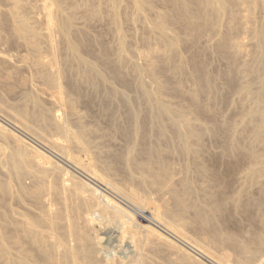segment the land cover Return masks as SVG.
<instances>
[{
	"label": "bare ground",
	"instance_id": "6f19581e",
	"mask_svg": "<svg viewBox=\"0 0 264 264\" xmlns=\"http://www.w3.org/2000/svg\"><path fill=\"white\" fill-rule=\"evenodd\" d=\"M5 1L8 5V8L5 9L3 12L0 11L1 12L0 28L2 27V25L4 26L5 22L9 24L11 31V38L14 40V42L17 41V43H19L20 46L22 45L26 50V55L24 56L22 55L23 57L21 56L22 57L21 61L23 63L21 65L24 68L27 66H29V68L33 67L30 69H32L34 75L43 82L44 84L43 89H45V93H47L46 95L49 96V100L51 99V101L49 102L53 101L57 105V107L59 108L62 107L60 109H63V117L60 114L57 115L55 110H52L55 112V114L54 112L52 113L51 109H53L54 107L49 109V107L47 108V106H43L45 104L43 103L42 100H40L39 96L38 97L32 96L35 91L34 88H33L34 91H31L32 89L29 88V90L31 89L30 91L33 92L32 95H30L26 90L27 93H25L24 96L22 94L23 97L22 100L19 101V103L14 104L12 103L11 100H10L11 103L6 101L7 99L5 100L4 98L8 97L9 95L11 97V94L14 93V91L16 90L15 87L17 85L26 88L29 83L28 77L24 75L21 76L20 74H19L20 76H18L19 78L16 81L17 83H14L15 80L13 81L12 79L13 77H15L13 76L15 72H11L10 70L9 71L7 70L6 72L3 71V73L0 74V86H2L3 88L2 90H4L1 91L2 96L0 95V115L3 116L5 119H7L13 125L14 129H18L25 133H30V134L36 133L40 135V137L43 138L44 141L47 142V145L56 149V151H58L60 154L59 156L63 159L64 163L67 166H69L71 169L75 170L77 173L81 174L82 177L88 180V183H84L85 179L81 181L83 182V185H85L88 188L89 193L88 195L85 196L82 195L81 191H79L81 187L79 188L77 187L78 190L75 191L71 189V191H73L72 193H66L70 191L67 190L68 188L67 189L65 188L67 191H64L63 190L64 188L61 189L62 187H59L60 191L63 190L62 192H59L58 189L53 185L54 183L53 181L56 182L57 180H55L56 178H54V180L52 181L51 175L47 179V180H51L50 183L46 184L47 180L45 181L44 179H46L47 175L49 174V172L47 171L46 172L48 174L45 173V170L48 166H46L44 170H43L44 166H42V169H40L41 163L40 166L37 167H40L39 169L41 171L43 170L45 175L42 174L41 172H40L41 174H39V172L38 173L35 172L37 173L36 174L37 177L35 175H31L33 176V179L36 177L35 178L36 182L34 181V184L31 186H26L22 182H20L19 181L20 176H18V174H15L16 173L15 171L14 174L18 182L16 183L17 191L16 190L15 192L13 191L14 193L12 192V187L14 186V184H13V179L11 177L13 174L11 173L10 175H8V178L4 176L6 179L0 177V206L6 204L5 203L6 196L11 192L13 194L16 193V196H14V198L17 197L18 200L23 199L22 201L26 202L25 198L27 197L30 198L31 201L33 200L36 204L41 206V208H38V205H36L37 208L39 209V212L35 214L34 213L25 214L23 211H20V213L22 212L24 213V214L22 213L21 218L10 217L9 216L10 214L8 215L5 212L2 211L0 212V222H1L0 226L2 230L0 231V264H154L151 260H149L150 257L147 258V256H145L144 253L146 252L143 253L142 252L143 249L141 250V248H143L146 245L149 249H151L153 246V243L150 241L151 239L152 241L153 239H155V241L156 239L162 241L164 237L162 236L163 238H161L160 235L154 236L153 235L155 234L154 232L148 234L147 232L150 231L149 230L147 231L145 228H143V231H145L146 234L145 237L142 236L144 235V232L142 231V235L140 233L142 238H140L141 236L139 235L138 229L136 231L135 230L136 226L134 227L133 225V223L135 222L133 218L134 216H132L131 215L132 212L130 213L126 208L132 209V207H134L135 209L136 208L138 209L140 208L138 207V202L140 199L147 197L152 200L155 194L156 196L157 194L161 196V198L159 196L160 198L159 201L156 200L157 197H155L156 198L155 200L153 198L154 202L157 203L159 202L157 204L158 206L157 213L152 214V216H147L146 217L147 219L144 218L145 215H143L142 219L144 221L147 220L151 223L152 222L157 223L158 225L163 227V229H165V231L169 235L178 238L179 239L178 241H182L184 245L186 243L187 245L193 247L195 251L197 250L198 255L207 262L205 263L200 259L190 256L189 255L190 253L187 254L186 252L176 249L178 252L176 263L178 264H264V18L263 16H262L263 20L262 19H261L262 21L259 20L260 21L259 25L252 24L253 19L255 20V15L253 14V12L256 13L257 9L259 8L264 10V0H168L170 3L168 4L171 6L170 10L168 11L165 10L160 12L157 11L156 12L157 14H155V16L152 19L146 17L147 15H144V13H146L145 10L148 7L146 6L148 0H129L132 6V10L134 11V15L133 17L131 16L132 17L131 20L135 21L139 17L140 18L142 17L144 20V24L146 22L148 27L150 28L148 30L149 31L152 30V32L156 33L155 35H157L156 37H158V41L160 42V45L163 46V51H159L162 50L161 48L157 51V46L159 43L155 47L156 49L149 46L147 49L145 48L144 52L140 51V55L144 58L150 57V55H155L156 58H158L157 60L154 61H150L148 58H146L147 61L149 60L150 62H148V64L144 62L145 64H147V66L145 65L146 67L143 68L142 70H140L139 68L141 65L140 63H142V61L139 62L141 56L140 57L138 56L139 59H135L136 57L133 58L136 60V63L132 58H130L131 52L129 50V47L127 46L128 38L126 41L125 32H123L124 34L121 33L122 28H121V32H120V28H118L119 30L117 29L118 31H116L117 44L116 46L115 44H113V46L115 47H111L112 44H110V46L109 44L105 46L99 45V47L102 46L100 47L101 49L98 50L97 49L98 47L96 46L98 52H93L91 50V46L93 45L95 39L93 40L92 39L93 37L89 38L88 37L89 35L87 36L85 34L86 32H88V31L85 32L84 30L85 28H82L84 32L80 31V29H77L75 25V23H77V21H75V19L77 18L75 16L77 9H75L74 7L69 8L70 10L66 11V9L62 5L61 0H36L32 6L28 5V8L30 6L29 15L31 16L28 17V15L24 14L23 12V9L24 11L26 9L25 3H22L20 0H5ZM104 1L106 2V6L108 5L111 11L110 14L108 12V14L112 16L113 20L111 21L116 25V23L119 20L118 24H120V22L122 21L118 19V16L120 15L119 9L121 5H123L124 0H104ZM86 2L88 3V1ZM88 6L86 8L85 5L84 7H82V9L85 8L82 13L84 14V17L86 19L88 20L93 19L92 17H95V15L102 13L101 6L94 5L90 8H88ZM241 11L244 12L241 13ZM31 13L32 14L37 13L38 16H35L34 14H33L34 16H32ZM144 16L146 18H149L150 20L146 19ZM97 17L99 18L100 16ZM119 18L121 17L119 16ZM224 20L226 21L224 22ZM256 21H254V23ZM32 22L33 23L38 22L40 26L37 25L38 23L33 24ZM223 22L226 24L225 28H223L224 27ZM179 24H183L184 26L183 34L181 36H178L181 33L173 35L174 33L170 32L171 30H173V29L170 30L171 27L170 25L176 26ZM115 25L113 24L112 26L115 27ZM119 27H121V25ZM241 27H242L241 30H243L244 34H246L245 35L246 41L245 40L241 41L240 39L238 40L236 37L238 31H241L239 30ZM145 28L147 29V27ZM209 32L210 35H213V39H214L213 49L210 47V50L212 51L215 50L214 53L216 54V57H221V59L222 57H224L225 58L224 61L228 60V62H226L228 63V68L226 65L225 67L227 68V70H224L226 71L225 80L227 82L226 83L227 90L235 89V91L239 95H242L245 98V101H247L245 102L246 103L245 109L243 108L244 107L243 106L242 107L243 110L240 111V113L235 119L230 120V122L228 121L226 122L224 120V122L222 123H219L220 121L217 123V121L215 120V118L217 117L213 116L211 112L213 109L209 110V107L207 109L205 106L199 103L200 97L202 96V94H205L204 92L207 91V89L210 90L209 87L211 85L209 81L211 80V77L210 79H208V76L205 71L207 65L206 64L204 65V62L206 59H204L200 54L202 50H200L201 48L199 49V45L201 43L198 45L200 38L202 36L204 37V35L207 33L209 34ZM6 37L7 36H3L2 32H0V41L3 40L2 42L4 43L7 41L8 42L11 41L9 40V38ZM152 37H154V35ZM156 37L155 40L157 39ZM59 39L62 40V42H64L63 53L60 52ZM97 40L99 41V39ZM96 44L97 43H95L94 45ZM183 44L185 46L187 45L190 48L189 50H191L190 51L191 56L187 58L188 55L185 56L186 55L185 54L182 57L183 59L179 58L176 59L177 60L176 61L174 60L173 55H175L174 53L178 51L179 47L183 46ZM129 45L131 47V44ZM209 46L207 47L209 48ZM203 48L202 49L205 51V47ZM82 50L91 52L92 57H87L88 54L84 55ZM133 51H132L133 54L134 53L137 54L136 49ZM212 51L210 52L212 53ZM42 53L44 54L42 55ZM214 53L212 54L214 55ZM218 54L220 56H217ZM244 55L247 56V58L244 57L243 59ZM184 56L187 59L184 58ZM156 58H152V59H156ZM124 60H126V62L128 60L129 63L131 62L130 63L131 68L133 69V71H135V72L132 71V73L138 74L137 76H139L140 78V80H138L139 78L136 77V82L138 81L136 86L138 89L135 92H137L138 90L141 92V95L143 97L142 99H144L145 101L146 109L148 111V114H150L151 121L149 123L140 122L137 115L138 110L136 111L134 108H132L134 105H131L129 101L130 99H127L129 102L126 103V108H125L126 115L125 114L124 115L125 117L127 116L129 121L131 122L133 121V125H128V126L122 125L123 127L121 128L117 127L118 128L117 130L118 133H120L130 143V145H127V148L128 147L129 148L126 149L124 154H117V153L113 154V158L111 162L107 164L101 165L99 163L100 164L99 165L97 164V162H93L90 159L88 160V158H86L88 161H86V163H83L82 160L78 159V157L74 154L73 150L78 149V151H83L85 152V154L88 153V151L92 148L90 147L91 141L90 138L88 137V133L90 132V134H92L91 132H93V130L91 131L89 130V128L87 129L86 126L84 127L81 124L80 122L81 116L79 118L75 116L76 113H74L75 110H73V108L76 105L75 104L76 102H74L77 100L75 99L76 97L73 98L75 99L74 101L72 100L70 101L72 95H69L70 98L69 100L67 99L68 97L65 98L71 89L70 88L69 91L66 89V87L69 86L66 83V79L70 77L72 80L71 76H74L76 77L74 80L77 79L76 80L77 83L75 82L76 84H81L82 85V86L80 85L81 87H83V85L86 84L88 88H91L92 90L96 91L100 84L101 86L102 84L103 85L106 84L105 85L106 87L108 86L107 83L110 80L116 81L120 77L124 76V75L122 76V72L124 70H121V66L125 63V62L123 63ZM137 60L139 63L137 62ZM5 61L6 59L3 56L2 58L0 57V63H5ZM129 63H127L128 64L127 67L130 66ZM186 64L189 65L186 67L192 68L191 70L192 75L189 74L190 73L188 71L189 69L188 70L187 68L185 69L187 70L188 75L192 77L194 82L192 86L195 84L194 85L195 88H193L192 90L190 89L191 91L187 89L180 90L179 87L180 85L176 83V85L173 86L174 85L173 84L172 87L174 89V93H177L181 97L184 96L189 103V105L187 106L181 105L180 107H175V106L173 107V105H171L169 102L163 99L164 97L162 96V93L160 96L158 94L160 92L157 89L159 90L163 89L166 92H168L166 88L168 89L169 86L167 87L168 80L166 82L165 79L163 78L164 76L162 77L159 76L160 78L163 79L157 78L158 77L157 73L158 72L162 73L161 75L167 72H171V74L172 72L178 73L180 70H182L181 69L182 66L183 65L185 66ZM15 66L18 67L17 64ZM237 66L238 68L239 67L242 68V70L248 76L247 78L248 80H246L245 83L243 82V80L238 82L237 79L238 77H236L237 79L236 81L235 77L233 76L234 75L233 71L237 70L236 69ZM127 67H125V70L127 69ZM129 71L127 72L130 73ZM238 72L240 74V70ZM184 73L185 72H183L182 74L183 77H184ZM178 75L179 73L177 74V76ZM35 76L31 75L32 78ZM144 77H146V79L149 78L150 80L148 79V81H152V83L150 84L154 85L153 88L156 89V90L153 89L154 93L158 91L156 93L159 97L155 95L156 93L154 94L151 89L147 88L148 85L146 86L147 83H145L147 80H145ZM185 77H187L186 74ZM240 77L243 78L244 76L241 75ZM174 78L176 79V77ZM31 79H30V83L32 82L34 83V81L31 82ZM123 79L125 78H121V81ZM187 79L191 81V78L188 77ZM124 81L122 83H124ZM181 81H183V79ZM71 82H73V80ZM171 83H173V81ZM66 84L67 86H65ZM214 84L212 85L215 86ZM168 85H170V83ZM80 86L78 85L76 87L74 86L72 89L75 90V93L80 94L82 96L81 93L82 89L79 88ZM130 86L132 87L135 85H130ZM130 86L129 88H131ZM213 86H211V89ZM181 87H182V83H181ZM122 90L124 92H122ZM122 90L120 92H114V93L125 97L124 96L125 90L123 88ZM171 90L169 88V91ZM182 90H185L188 93L184 91L183 94ZM213 90H214L213 92L216 91V89ZM227 90L225 89L223 91L226 92ZM3 92L9 95L6 96ZM220 92L221 91H219V93ZM171 93L173 92L171 91ZM16 94L18 93H15L13 95L16 96ZM20 94H18V96ZM36 94L38 95L39 93H35V95ZM216 94H218L217 91ZM117 95H115V97ZM127 95L128 93L126 94V96ZM222 95L223 94H221L220 96ZM161 96L163 97L162 98L163 100L161 99ZM224 96L226 97V95ZM236 97H238V95ZM81 99L82 98H80V100ZM84 99L86 100V98ZM214 100H215L214 102H216V98ZM16 101L18 102V99ZM77 101H79V99ZM169 101H171L170 98ZM173 101L176 102V100L172 99L171 102ZM210 102L211 101H209V103ZM29 103L31 105L30 107L28 105ZM214 104L212 103L211 105ZM215 105L214 108L216 107ZM231 106L233 107L232 102H231ZM230 107L228 109H230ZM192 109L194 110L193 113L194 112L196 113L193 114L191 112ZM234 110H235L234 112H236V109ZM140 111L138 112L140 113ZM234 112L232 113L234 114ZM195 114L207 115L210 118L211 125H210V121L208 124L209 126L208 125L205 126L206 125L205 121H204L205 125H202L198 120L199 115H197L196 117ZM118 126L120 127V125ZM50 129L53 130L52 131L53 133L55 131L58 134V136L63 138L62 139V141L64 140L63 143L51 138L49 140V138L41 136V135H45L42 131L46 132L47 130ZM1 131L2 129L0 128V133ZM114 133H115V128H114ZM96 136L98 137V135ZM218 136L222 137V139L224 138L226 142L222 150L220 149L221 150L220 156H225L229 158V162L226 165L225 172H222L221 169L220 171L216 167L217 161L216 164L214 165L213 164L214 159L212 158L213 162L212 161L210 162L207 156L209 152L205 144L206 137H212V139L213 138L217 139L216 137ZM134 144L135 145L137 144V147L134 146ZM211 144H213V142ZM43 145L46 146L45 144ZM211 146L213 149L214 148L213 145ZM218 147L221 148L220 146ZM101 149L102 147L100 148V150ZM100 150L97 151L102 152L103 149L101 151ZM94 151H90L91 154ZM215 151L218 152V150ZM23 152L24 151H22V148L16 147L14 149H11L9 155L7 156L9 157L10 160L9 161L11 165L10 168H14L15 170L18 168L20 170L21 169L20 167H22V165L23 167H25L26 165L27 169L30 168V167L28 168V165L30 166V164H27V162L23 158L24 157ZM98 152L96 154H98ZM105 152L107 153L109 151L105 150ZM110 153H113L112 150ZM201 156L203 157L207 156V160L202 159L203 157L201 158ZM214 158L216 159V157ZM178 159H183V164H181V166L180 163H177ZM23 160L25 162V165L23 164ZM122 160H124L125 163L124 169L127 174H125V176L123 175L124 179L121 182L128 187L129 192L127 193L121 191L117 187V184L111 180L112 178H116L115 176L112 177V174H114V170L118 168L117 164L120 163L119 161ZM241 161L246 162V167L243 169L242 174H240L241 171L238 170L240 166L239 163ZM221 164L223 165V163ZM6 165L8 166L9 164L6 163ZM53 165L52 167H54ZM50 167L51 165L49 166V168ZM219 167L222 166L219 165ZM241 168L243 167L241 166ZM30 169H32V167ZM35 169L36 167L34 168V170ZM53 169H50L52 170L50 171V174L52 175L53 173L51 172H54ZM237 170L240 172L238 175L239 176L238 178H240V180L238 179V181L241 182L239 185L237 184L239 187L236 185L238 188L234 190L233 188H231V184H232V180L234 181L233 176L235 175L234 173H236ZM59 172L60 171L58 170L57 172L58 175H60ZM134 173H136V175ZM68 178L70 177L68 176ZM74 178L69 179V180L72 179L71 180L72 183H70V181L67 180L66 178L65 180L66 183L67 181H69L66 185L67 187L69 186V183L70 184L74 183L73 182ZM64 179L65 177L61 180ZM81 181L80 183H82ZM77 182H79V180H77ZM57 184L59 183L57 182L55 186ZM60 184L63 187L65 186L62 182ZM79 186H82V184H80ZM69 187L71 188L72 186ZM232 187L235 188V186ZM73 188L76 189L75 186ZM147 188H149L153 192L154 195L152 197L150 192L147 193L148 191H150V190L147 191L146 190ZM202 191H203V196L201 199L199 196L202 195L200 194V192ZM107 194H109L110 196L115 195V197H117V201L121 202L126 208L122 207L121 206L122 204L120 205L116 203L117 201L114 202L112 200V197L110 198L109 195L107 196ZM163 194H165V196H163ZM45 196L47 197L49 202V203L45 202L48 203L46 207H44L45 203L43 200L45 199ZM162 196L164 198H162ZM20 209L21 208H19V210ZM4 210L6 211L5 208ZM95 210L99 211L98 218L93 214L95 213L93 212ZM136 211L138 212V210ZM231 211H238L241 215H243L244 218L249 222L250 225L249 229L246 228V231H243L242 230L243 226H242V229L240 230L232 218L233 215ZM237 215L239 216V214ZM13 216H15V214H13ZM217 220L218 222L220 221L222 223L223 227L220 224H218ZM114 221L118 223V224L115 223L116 227H118V230H115V233H117L115 235L117 236L119 241L121 240L124 242V239H126V235L130 236L131 241L128 242V248L130 249V251L128 252H131L130 253L131 256L128 255L129 257L126 260L114 259L113 257L110 259L106 258V260L101 261L98 257L99 255L97 252V249L99 248L103 249L101 246H99L98 248V244H100L101 238L99 236H98L99 238L97 236H93L92 233L94 234V232L92 231H95L98 225L99 228L100 227L102 228L103 224L106 225V223H110V222L114 223ZM43 228L44 230L45 229L47 230L44 231L42 230ZM190 229L195 230L196 232L199 233V235L196 234L197 237L194 238L190 237L188 235L190 234V232L187 234L188 231H186ZM98 230H97L98 231L97 234H100L99 233L100 229ZM101 232H103L102 229ZM147 235H150V237L152 236V238L151 239L149 237L147 238ZM11 246L12 248H15L19 251V255L12 256L13 251L11 252L12 254H10ZM125 249L127 250V248ZM145 249L146 248L144 247V250ZM14 252L17 253V251ZM34 258H37L39 260V263H36L33 260ZM159 261H157V263H159Z\"/></svg>",
	"mask_w": 264,
	"mask_h": 264
},
{
	"label": "rangeland",
	"instance_id": "374dc122",
	"mask_svg": "<svg viewBox=\"0 0 264 264\" xmlns=\"http://www.w3.org/2000/svg\"><path fill=\"white\" fill-rule=\"evenodd\" d=\"M22 3H25V7H26V9H25V11H24V9H23V12H24V14H26V15H28V17H31L29 14H30V6H29V8H28V5H33V3H35V1L36 0H20ZM62 1V5H63V7L66 9V11H68V10H70L69 8H75V9H77V12H76V14H75V16L77 17H75L76 19H75V21H77V23H75V25H76V27H77V29H80V31H83L84 32V30H85V32L86 31H88V32H86L85 34L89 37V38H92L93 40H94V43H93V47L91 46V50L93 51V52H98V50H100L101 48L100 47H102V46H105V45H108L109 44V46H110V44H112V46L111 47H115L116 46V44H117V38H116V31H118L119 29L118 28H120V32H121V28H122V32L121 33H123V32H125V38H126V41H127V38H128V42H127V46L129 47V50H130V52H131V57L130 58H134V57H136L135 59H139V57L141 56L140 55V51H142V52H144L145 51V48L147 49L149 46H151V47H153L154 49H156L155 47L157 46V44H158V46H157V51L161 48L162 50H159V51H163V46H161L160 45V42L158 41V37H156L157 35H155L156 33L155 32H152V30H148V29H150L149 27H148V25H147V23L145 22V24H144V20H143V18L141 17H139L138 19H136L135 21H133V20H131L132 19V17H133V15H134V11L132 10V6H131V4H130V2H129V0H124V3H126V4H124L123 3V5H121V7H120V11H119V13H120V17L121 18H119V16H118V19H120L122 22H120V24H118L119 23V20H118V22L116 23V25H115V23H113L111 20H113L112 19V16L111 15H109L110 14V9H109V7H108V5L106 6V2L104 1V0H61ZM86 1H88V3L86 2ZM28 3V4H27ZM89 5V3H90V5L88 6L87 4ZM129 3V4H128ZM169 3V1L168 0H148V3H147V5L146 6H148L147 8H146V13H144V15H147L146 17H149V18H153L154 16H155V14H157L156 12L158 11V12H160V11H165V10H170V3ZM98 5V6H101L102 7V13L101 14H98V15H95V17H92L93 19H86L85 17H84V14L82 13L83 11H84V9L88 6V8H90V7H92V6H94V5ZM70 5H71V7H70ZM74 5V6H73ZM82 5V6H81ZM84 5H85V8H83L82 9V7H84ZM125 5V6H124ZM76 6H77V8H76ZM108 7V8H107ZM8 8V5H7V3H6V1L5 0H0V11L1 12H3L5 9H7ZM27 9H29V10H27ZM81 11H80V10ZM79 11V12H78ZM122 11V12H121ZM262 11H264V10H262V9H257V12L255 13V12H253V14L255 15V20L253 19V22H252V24H257V25H259L260 24V21H262L263 20V18H264V12H262ZM0 12V13H1ZM81 12V13H80ZM104 12V13H103ZM108 12H109V14H108ZM244 12V11H243ZM242 11H241V13H243ZM79 13H80V15H79ZM133 13V14H132ZM32 14V13H31ZM35 16H38V14L36 15L35 13H33ZM32 14V16H34ZM112 14V13H111ZM122 14V15H121ZM97 16H100L99 18L97 17ZM132 16V17H131ZM262 16H263V18H262ZM145 17V16H144ZM145 17V18H146ZM85 18V19H84ZM149 18H146V19H148V20H150ZM254 18V17H253ZM262 19V20H261ZM143 20V21H142ZM257 20V21H256ZM260 20V21H259ZM32 21H33V19H32ZM85 21H86V23H85ZM90 21H92V22H90ZM134 23H133V22ZM137 21V22H136ZM226 20H224V22H225ZM254 21H256L255 23H254ZM136 22V23H135ZM223 22V28H225V26H226V24ZM33 23V22H32ZM36 24L38 23V22H35ZM35 23H33V24H35ZM122 23V24H121ZM115 25V27L114 26H112V25ZM7 25V26H6ZM37 25H39V23L37 24ZM79 25V26H78ZM118 25V26H117ZM121 25V27H119ZM144 25V26H143ZM146 25V26H145ZM40 26V25H39ZM171 26V27H170ZM169 27H170V30L171 29H173L174 30V32H173V30H171L170 32L171 33H174L173 35H175V34H179V33H181V34H179L178 36H181L182 34H183V32H184V26H183V24H179V25H176V26H172V25H170ZM3 27V28H2ZM2 27L0 28V32H2V35L3 36H7L6 38H9V40H11V41H7V42H2L3 40H1L0 41V54H1V58H2V56L6 59V61H5V63H0V68L2 69H0V74L1 73H3V71L4 72H6L7 70L9 71H11V72H15L14 73V75L13 76H15V77H13V81H14V83H17L16 81H17V79L19 78L18 76H26V77H28V79H29V83H28V86L25 88V87H21V86H16L15 87V91H14V93L13 94H15V93H18V94H20L21 92H23V93H21L19 96H18V94H16V96L15 95H13V94H11V97H10V95L9 94H5V92H3L6 96H8V97H5L4 99L6 100V101H8L9 103H11V101H12V103H14V104H16V103H19V101H21L22 100V97L25 95V93H27V91H28V93L30 94V95H32V93L33 92H31V91H34V89H35V91H34V93H33V95L32 96H39V98H40V100H42L43 101V103L45 104V105H43V106H47V108L49 107V109H51V108H53V109H51V111L52 110H55V112H56V114L58 115V114H60L62 117H63V109H60V108H62V107H57V105L52 101V102H49V101H51V99L49 100V96L48 95H46L47 93H45V89H43L44 88V84H43V82L38 78V77H36L35 75H34V73L32 72L33 70L32 69H30V68H33V67H30L29 68V66H27V67H23L21 64H23L22 63V61H21V59H22V57L24 56V55H26V50L24 49V47L22 46H20L19 45V43H17V41H15L14 42V40L11 38V31H10V26H9V24L7 23V22H5V24H4V26L2 25ZM78 27H80V28H78ZM117 27V28H116ZM145 27H147V29L145 28ZM174 27H176V28H174ZM82 28H85L84 30L82 29ZM114 28H116V29H114ZM3 29V30H2ZM114 29V30H113ZM118 29V30H117ZM242 29V27L239 29V30H241ZM111 30V31H110ZM242 32H243V34H244V31L243 30H241V31H238V34H237V39L239 40H241V41H243V40H245L246 39V34H244V36H243V34H242ZM152 33V34H151ZM154 33V34H153ZM239 33H240V35H239ZM124 34V33H123ZM93 35V36H92ZM114 35H115V38H114ZM127 35V36H126ZM154 35V37H152ZM243 37H242V36ZM9 36V37H8ZM95 36V37H94ZM124 36V35H123ZM212 36V37H211ZM155 37L157 38L156 40H155ZM203 37V36H202ZM200 38V40H199V43H198V45H199V49L200 50H202L201 51V56L204 58V59H206L205 60V62H204V65L206 64L207 66H206V69H205V71H206V74H207V76H208V79H210V77H211V80H209L210 81V87H209V89L210 90H208L207 89V91H205L204 93L205 94H202V96L200 97V99H199V103L201 104V105H203V106H205L207 109H208V107H209V110H211V109H213L211 112H212V114H213V116H215V117H219L218 119L217 118H215V120L217 121V123L219 122V123H222V122H224V120L227 122H230V120H233V119H235L237 116H238V114L240 113V111H242L243 110V108L245 109V107H246V103L245 102H247V101H245V98L242 96V95H239L236 91H235V89H232V90H230V89H228V90H230V91H228L227 90V82H226V71H224V70H227V68H228V63H226V62H228V60H226V61H224L225 60V58L224 57H222V59H221V57H216V54L214 53L215 52V50H210V47L213 49V43H214V39H213V35H210V32H209V34L207 33V34H205L204 35V37L203 38ZM206 37V38H205ZM211 37V38H210ZM241 37V38H240ZM99 39V41L97 40V39ZM242 38H244V39H242ZM154 39V40H153ZM205 39V40H204ZM206 39H207V42H206ZM209 40V41H208ZM108 41V42H107ZM155 41V42H154ZM201 41V42H200ZM212 41V42H211ZM246 41V40H245ZM62 40H60L59 39V48H60V52H64V42H62ZM115 42V43H114ZM95 43H97L96 45H94ZM100 43V44H99ZM210 43V44H209ZM113 44H115V46H113ZM129 44H131V47H130V45ZM148 44V45H147ZM207 44H209V45H211V46H209V45H207ZM99 45H102V46H100L99 47ZM154 45V46H153ZM98 48H97V47ZM205 47V51L203 50L204 48L203 47ZM207 46H209V48L207 47ZM133 47V48H132ZM182 47V48H181ZM181 47H179V50H181V51H179L178 49V51H176L174 54L175 55H173V57H174V60H176V59H179V58H182L183 57V55H185V56H187V58H189L190 56H191V50H189L190 48L186 45H184L183 44V46H181ZM185 49H184V48ZM209 49H207V48ZM98 50H97V49ZM137 50V54L136 53H134L133 54V52H135V51H133V50H135V49ZM181 48V49H180ZM203 48V49H202ZM96 49V50H95ZM247 49V48H246ZM20 50V51H19ZM83 51V53H84V55H87V57H92V54H91V52H89V51H85V50H82ZM133 51V52H132ZM188 51V52H187ZM210 51H212V53H214V55L210 52ZM138 52H139V54H138ZM178 52H180V53H178ZM183 52H184V54H183ZM205 54H204V53ZM44 53H46V52H44ZM44 53H42V55L44 54ZM177 53V54H176ZM182 53V54H181ZM188 53V54H187ZM180 54H181V56H180ZM7 57H6V56ZM23 55V56H22ZM45 55H47V54H45ZM44 55V56H45ZM180 56V57H177V56ZM205 55V56H204ZM9 56V57H8ZM22 56V57H21ZM139 56V57H138ZM155 55H150V57H146V58H148L150 61H154V60H157L158 58H156V56L154 57ZM184 56V58H186ZM217 56H220L219 54L217 55ZM11 57V58H10ZM217 59H216V58ZM244 57H246L247 58V56H243V59H244ZM141 58H143V59H141ZM146 58H144V57H140V60H139V62H141L142 61V63H140L139 65H140V70H142L143 68H145L146 66H147V64H148V62H150L149 60L147 61V59ZM152 58H156V59H152ZM186 58V59H187ZM214 58V59H213ZM249 58V57H248ZM13 59V60H12ZM135 59H133L134 60V62L136 63V60ZM183 59V58H182ZM212 59H213V61H212ZM218 59H221V60H218ZM146 60V61H145ZM10 61V62H9ZM20 61V62H19ZM177 61V60H176ZM204 61V60H203ZM7 62V63H6ZM129 63V61L127 60V62H126V60H124L123 61V63ZM137 62H138V60H137ZM138 62V63H139ZM144 62H146L147 64H145ZM210 62V63H209ZM220 62V63H219ZM123 64L122 66H121V70H124L123 72H124V74H123V72H122V76L123 77H120L118 80H110L108 83H107V85L109 86H106L105 87V85H103L102 84V86H101V84L99 85V87H98V89L95 91V90H92L91 88H88V86L85 84V85H83V87L85 88H83V87H81L82 85L81 84H76L77 82H76V80H74L76 77H74V76H71L72 77V80H73V82H71L72 80H71V78L70 77H68L67 79H66V83L70 86H67V84L65 85V86H67L66 87V89L69 91V89H70V91L68 92V94H67V96L65 97V98H67L68 100L70 99L69 98V95H72V97H71V99H70V101L72 100V101H74L75 99H79V101H74V102H76L73 106H74V108H73V110H75V112L74 113H79V114H75V116L76 117H80V122H81V124L85 127L86 126V128L88 129L89 128V130H93V132H91L92 134H90V132L88 133V137L90 138V141H91V146L90 147H92L91 149H90V147H89V151H88V153H86L85 154V152H83V151H78V149H75V150H73L74 151V154L78 157V159H80V160H82V162L83 163H86V161H88L89 159L91 160V161H93V162H97V164H101V165H103V164H107V163H109V162H111V160H112V158H113V154H124L125 153V151H126V149H128L127 148V145H130V143L120 134V133H118V128H121V127H123V126H128V125H133V121L131 122V121H129L128 120V118H127V116L125 117V115H126V103H128L129 101H130V103H131V105H134L132 108H134L136 111L138 110V111H140V113L137 111V115H138V119L140 120V122H142V123H145V122H150L151 121V119H150V114H148V111H147V109H146V104H145V101H144V99H142L143 97H142V95H141V92L138 90L137 92H135L138 88H137V86H136V84H137V82H136V77H138L139 78V76H137L138 74H133L132 73V71H133V69L131 68V65H130V63H129V67H130V69H129V67H127L128 66V64L126 65V64ZM213 63V64H212ZM17 64V66L18 67H16L15 65ZM210 64H212V65H210ZM225 64V65H224ZM19 65H20V67H21V69H20V67H19ZM138 65V66H139ZM142 65H144V66H142ZM146 65V66H145ZM227 65V68L225 67ZM32 66V65H31ZM142 66V67H141ZM184 66V65H183ZM182 66V70H180L178 73H179V75L177 76V74L178 73H176V72H172V74H171V72H167V73H164L163 75H161L162 73H157V78L159 79L160 77H162V76H164L163 78L165 79V81L167 82V80H168V84L170 83V85H168L167 83V87H168V89L166 88V90H168V92H169V94H168V92H166L165 90H159V89H157L160 93H158L159 94V96L161 95V93H162V96L164 97H162L161 96V99L163 98L165 101H167V102H169L171 105H173V107L175 106V107H180L181 105L183 106H187V105H189V103H188V101L186 100V98L184 97V96H180V95H178L177 93H174V89H173V87H172V85L173 86H175L176 85V83L178 84V85H180L179 87H180V90L181 89H187V90H189V91H191L193 88H195V84L192 86V84L194 83L193 82V79H192V77L191 76H189L188 75V72H187V70L190 72L189 74L190 75H192L191 73H192V68L191 67H186V66H189L188 64H186L184 67ZM238 66H240V65H238ZM238 66L236 67V69L239 71L240 70V74L242 75V76H244L243 78H241L240 76V74H239V72L237 71V70H234L233 71V76L235 77V79H236V77H238L237 79H238V82H240L241 80H243V82L245 83L246 82V80H248L247 78H248V76L245 74V72L242 70V68H238ZM23 67V68H22ZM124 67V68H123ZM125 67H127V69L125 70ZM208 67H210V68H208ZM9 68V69H8ZM13 68V69H12ZM18 68V69H17ZM184 68V69H183ZM185 68H187V70L185 69ZM225 68V69H224ZM4 69V70H3ZM28 69V70H27ZM30 69V70H29ZM207 69H208V72H207ZM107 70V69H106ZM130 70V71H129ZM211 70V71H210ZM219 70V71H218ZM242 70V71H241ZM127 71H129L130 73H128ZM32 72V73H31ZM133 72H135V71H133ZM183 72H185L184 73V77H185V74H186V76L187 77H183ZM187 72V73H186ZM221 72V73H220ZM224 72V73H223ZM237 72H238V75H237ZM176 73V74H175ZM212 73V74H211ZM20 74V75H19ZM128 76H127V75ZM180 74H181V76H180ZM209 74V75H208ZM214 74V75H213ZM244 74V75H243ZM29 75V76H28ZM31 75L32 76H35V77H31ZM135 75V76H134ZM173 75V76H172ZM211 75V76H210ZM220 77H219V76ZM236 75V76H235ZM160 76V77H159ZM166 76V77H165ZM170 76V77H169ZM172 76V77H171ZM32 79H31V78ZM127 77V78H126ZM130 77V78H129ZM174 77H176V79L174 78ZM179 77V78H178ZM183 77V78H182ZM191 78V81L190 80H188L187 78ZM245 77H246V79H245ZM121 78H125V79H123L122 81H121ZM137 78V79H138ZM163 78H160V79H163ZM171 80H170V79ZM214 78V79H213ZM241 78V79H240ZM30 79H31V82L32 81H34V83L32 82V83H30ZM38 79V80H37ZM70 79V80H69ZM130 79V80H129ZM144 79L145 80H147L148 81V79H146V77H144ZM177 79H179V80H177ZM183 79V81H181ZM237 79H236V81H237ZM240 79V80H239ZM244 79H245V81H244ZM40 80V81H39ZM124 80H126V81H124ZM128 80H129V82H128ZM132 80V81H131ZM138 80H140V78L138 79ZM150 80V79H149ZM177 80V81H176ZM188 80V81H187ZM124 81V83H122ZM145 82V83H147L146 84V86H147V88H149V89H151L152 91H153V93H154V90L153 89H155V88H153V86L154 85H152V84H150V83H152V81H148V82ZM170 81V82H169ZM173 81V83H171ZM176 81V82H175ZM179 81V82H178ZM214 81V82H213ZM218 81V82H217ZM76 82V83H75ZM127 82V83H126ZM130 82H131V84H130ZM133 82V83H132ZM135 82V83H134ZM182 83V87H181V83ZM190 82V83H189ZM120 83H122V84H120ZM149 83V84H148ZM180 83V84H179ZM215 83V84H214ZM223 83V84H222ZM242 83V82H241ZM126 84V85H125ZM129 84V85H128ZM212 84H214L215 86H213ZM226 84V85H225ZM80 86L79 88L80 89H82L81 90V93H82V96L80 95V94H77V93H75V90L74 89H72L74 86L76 87V86ZM125 85V86H124ZM130 85H135V86H130ZM220 85V86H219ZM222 85H224V86H222ZM32 86V87H31ZM86 86V87H85ZM129 86L131 87V88H129ZM150 86V87H149ZM185 86V87H184ZM211 86H213L212 87V89H211ZM37 87V88H36ZM40 87V88H39ZM105 87V88H104ZM115 87H116V89H115ZM135 87V88H134ZM152 87V88H151ZM172 87V88H171ZM216 87V88H215ZM222 87H224V88H222ZM226 87V88H225ZM28 88V89H27ZM29 88H31L30 90H29ZM34 88V89H33ZM118 88V89H117ZM122 88L125 90V97H123L122 95H117V94H115L114 92H120L121 90H122ZM133 88V89H132ZM169 88H170V90L174 93H171V91H169ZM3 88H2V86H0V95L2 96V94H1V91H4V90H2ZM21 90V92H20V90ZM43 89V90H42ZM87 89V90H86ZM120 89V90H119ZM191 89V90H190ZM213 89H216V91H217V93L218 94H216V91L215 92H213L214 90ZM227 90L226 92L225 91H223V90ZM18 90V91H17ZM27 90V91H26ZM40 90V91H39ZM89 90V91H88ZM115 90H117V91H115ZM156 90V89H155ZM185 90H182V93L184 94V91ZM25 91V92H24ZM30 91V92H29ZM73 91V92H72ZM91 91H92V93H91ZM100 91V92H99ZM106 91V92H105ZM108 91V92H107ZM127 91V92H126ZM158 91H156V92H158ZM162 91H164V92H162ZM209 91H212V92H209ZM219 91H221L220 93H219ZM231 91H233V92H231ZM87 92V93H86ZM106 94H105V93ZM110 92V93H109ZM113 94H112V93ZM122 92H124L123 90H122ZM155 92V93H156ZM186 93H188L187 91H185ZM207 92H209V93H207ZM224 92V93H223ZM35 93H39L38 95L36 94L35 95ZM70 93V94H69ZM71 93H73V94H71ZM84 93V94H83ZM128 93V95L130 96V98H129V96L127 95L126 96V94ZM154 93V94H155ZM211 93V94H210ZM232 93V94H231ZM235 93V94H234ZM4 94H3V97H4ZM22 94H23V96H22ZM77 94V95H76ZM87 94V95H86ZM104 94H105V96H104ZM176 94V95H175ZM208 94V95H207ZM221 94H223L222 96H220ZM41 95H42V97H41ZM90 95V96H89ZM103 95V96H102ZM110 95V96H109ZM115 95H117L116 97H115ZM155 95H157V93L155 94ZM175 95V96H174ZM208 97H207V96ZM216 95H219V96H216ZM224 95H226V97L224 96ZM235 95V96H234ZM238 95V97H240V98H238V97H236ZM15 96V97H14ZM45 96V97H44ZM83 96H84V98H86V100L83 98ZM119 96H120V98H119ZM122 96V97H121ZM158 96V95H157ZM158 96V97H159ZM171 96V97H170ZM206 96V97H205ZM211 96V97H210ZM19 97V98H18ZM46 97H48V98H46ZM74 97H76L75 99H73ZM143 100H141L140 98ZM175 97V98H174ZM202 97H204V98H202ZM221 97V98H220ZM224 97V98H223ZM9 98V99H8ZM44 98V99H43ZM80 98H82L81 100H80ZM91 98V99H90ZM169 98H170V100L172 101V99L173 100H176V102L175 101H173V102H171V101H169ZM216 98V102H214L215 99ZM237 98H238V101H237ZM18 99V102L16 101ZM90 99V100H89ZM103 99V100H102ZM127 99H130L129 101L127 100ZM135 99V100H134ZM162 99V100H163ZM168 99V100H167ZM178 99V100H177ZM179 99H180V102H179ZM185 99V100H184ZM210 99V100H209ZM231 99V100H230ZM240 99H241V101H240ZM11 100V101H10ZM13 100H14V102H13ZM96 100V101H95ZM137 100V101H136ZM182 100V101H181ZM204 100V101H203ZM208 100V101H207ZM234 100V101H233ZM84 101V102H83ZM99 101V102H98ZM114 101H116V102H114ZM139 101V102H138ZM178 101V102H177ZM206 101H207V104L209 105H207L206 104ZM209 101H211L210 103H209ZM237 101V102H236ZM95 102V103H94ZM118 102V103H117ZM121 102V103H120ZM205 102V103H204ZM223 102V103H222ZM227 102H228V105H227ZM231 102H232V105H233V107L231 106ZM117 103V104H116ZM124 103V104H123ZM129 103V104H130ZM136 103V104H135ZM182 103H184V104H182ZM204 103V104H203ZM214 104L216 107L214 108V105H211V104ZM89 104V105H88ZM111 104V105H110ZM174 104H176V105H174ZM179 106H178V105ZM186 104V105H185ZM206 104V105H205ZM220 104H221V106H220ZM29 105V107L31 106L30 105V103L28 104ZM99 105V106H98ZM125 105V106H124ZM145 105V106H144ZM92 106V107H91ZM120 106H121V108H120ZM136 106H139V107H136ZM225 106V107H224ZM231 106V107H230ZM235 106V107H234ZM241 106V107H240ZM244 106V107H243ZM119 107V108H118ZM219 107V108H218ZM230 107V109H228ZM243 107V108H242ZM57 108V109H56ZM109 108V109H108ZM112 108V109H111ZM145 108V109H144ZM224 108H226V109H224ZM242 108V109H241ZM59 109V110H58ZM107 109H108V111H107ZM119 109V110H118ZM140 109V110H139ZM219 111H218V110ZM231 109H232V111H231ZM234 109H236V112H234L235 110ZM109 110H111V111H109ZM143 110V111H142ZM238 110V111H237ZM62 111V112H61ZM100 111V112H99ZM106 111V112H105ZM118 111V112H117ZM145 111H147V112H145ZM193 109L191 110V112L193 113ZM226 111V112H225ZM230 111V112H229ZM54 111H52V113H53ZM55 112H54V114H55ZM218 112V113H217ZM229 112V113H228ZM232 112H234V114L232 113ZM238 112V113H237ZM62 113V114H61ZM105 113H106V115H105ZM194 113H196V112H194ZM193 113V114H194ZM216 113V114H215ZM232 113V114H231ZM125 114V115H124ZM218 114V115H217ZM222 114V115H221ZM225 114V115H224ZM59 115V116H60ZM142 115V116H141ZM149 117H148V116ZM196 115V117H197V115H199V114H195ZM106 116V117H105ZM140 116V117H139ZM199 116H202V117H199ZM198 116V120L200 121V123L202 124V125H205V126H207L208 124H209V121H210V118L207 116V115H204V114H200ZM224 116V117H223ZM145 119H144V118ZM223 117V118H222ZM232 117V118H231ZM105 118V119H104ZM110 118V119H109ZM114 118H115V120H114ZM143 118V119H142ZM200 118H201V120H200ZM207 118V119H206ZM226 118V119H225ZM230 118V119H229ZM82 119V120H81ZM209 119V120H208ZM114 120V121H113ZM138 120V121H139ZM142 120V121H141ZM149 120V121H148ZM206 123H205V122ZM112 122H113V125H112ZM115 123V124H114ZM205 123V124H204ZM11 123L7 120V119H5L3 116H1L0 115V128L2 129V131H1V133H0V148L2 149H0V177L1 178H4V179H6V178H8V175H10L11 173L13 174L11 177H12V179H13V184H14V186L16 187H12V192L14 191L15 192V190L17 189V180H16V176H15V174H18V176H20L19 177V181L20 182H22L24 185H26V186H31V185H33L34 184V181H35V178L37 177L36 176V174L39 172V174H44L45 175V173L46 174H48L47 172H49V174L47 175V177H46V179H44L45 181L48 179V177L51 175V178H52V181L54 180V178H56L55 180H57L56 182L55 181H53L52 183H53V185H54V187H56L57 189H58V191L59 192H62L63 190L64 191H67V190H70L71 191V189L73 190V191H75V190H78V188L79 187H81V189H79V191H81V193H82V195H88V193H89V190H88V188L85 186V185H83V182L81 181V180H84L85 178L84 177H82L81 176V174H79V173H77L75 170H73V169H71L69 166H67L65 163H64V161H63V159L59 156L60 154H59V152L58 151H56V149H54L53 147H51V146H49V145H47V142L46 141H44V139L43 138H41L40 137V135H38V134H34V133H25V132H23V131H21V130H18V129H14V127H13V125L11 124ZM115 125V126H114ZM118 125H120V127L118 126ZM123 125V126H122ZM210 125H211V121H210ZM114 126V127H113ZM209 126V125H208ZM118 127V128H117ZM91 128H94V129H97V130H94V129H91ZM114 128H115V133H114ZM112 130V131H111ZM117 130V131H116ZM50 131V132H49ZM53 130H47L46 132H44V131H42L45 135H41V136H44V137H47V138H49V140H50V138L51 139H54V140H56V141H59V142H62L63 143V141H62V139L63 138H61L60 136H58V134L54 131V133L52 132ZM95 131V132H94ZM99 131V132H98ZM96 132H98V133H96ZM94 133H96V134H94ZM107 133V134H106ZM116 133H118V134H116ZM10 135H12V136H10ZM92 135V136H91ZM96 135H98V137L96 136ZM121 136V137H120ZM16 138V139H15ZM115 138V139H114ZM217 139H215V138H213L212 139V137H206V148H208L207 150H208V158H209V161L211 162L213 159H214V162H213V164L215 165L216 164V161H217V168L220 170H222V172H225V168H226V165H227V163L229 162V158L228 157H225V156H220V152H221V150H222V148L224 147V144H226V142H225V139L223 138L222 139V137H220V136H218V137H216ZM219 138V139H218ZM94 139V140H93ZM208 139H209V142H208ZM213 140H215V141H213ZM218 140V141H217ZM94 141V142H93ZM213 142V144H211L212 142ZM222 141H223V143H222ZM92 143H93V146H92ZM128 143V144H127ZM209 143V144H208ZM3 144V145H2ZM43 144H45L46 146H44ZM216 144V145H215ZM211 145H213V147L215 148H213L212 149V146ZM5 146V147H4ZM97 146H98V149H97ZM134 146H136L137 147V144L135 145L134 144ZM218 146H220L221 148H219ZM16 147H18V148H22V151H24L23 152V158H24V160L27 162V164H30V166L28 165V168L30 167H32V169H27V166L25 165V162H24V160H23V164L25 165V167H23V165H22V167H20L21 169L19 170L18 168V170L16 169H14V168H10L11 167V165H10V160H9V157H7L8 155H9V153H10V151H11V149H14V148H16ZM102 147V149L104 150V153H103V150H102V152H98L97 150H100V148ZM135 147V148H136ZM138 147H139V145H138ZM209 147H211V148H209ZM218 147V148H217ZM111 148V149H110ZM4 149H6V150H4ZM110 149V150H109ZM137 149V148H136ZM212 149V150H211ZM221 149V150H220ZM9 150V151H8ZM96 152H95V151ZM100 150V151H101ZM105 150H108L109 152H105ZM111 150H112V152L113 153H110L111 152ZM122 150H123V152H122ZM210 150V151H209ZM215 150H218V152H216ZM220 150V151H219ZM4 151V152H3ZM90 151H94V152H92V154H91V152ZM117 151V152H116ZM212 151V152H211ZM213 151H215V152H213ZM98 152V154H96ZM6 153V154H5ZM110 153V154H109ZM4 154H5V156H4ZM91 154V155H90ZM216 154H217V156H216ZM219 154V155H218ZM212 155V156H211ZM98 156V157H97ZM112 156V157H111ZM207 156H201V158L202 159H206L207 160ZM210 156V157H209ZM220 156V157H219ZM6 157V158H5ZM91 157V158H90ZM214 157H216V159L214 158ZM86 158H88V160L86 159ZM213 158V159H212ZM5 159V160H4ZM84 160V161H83ZM110 160V161H109ZM221 160V161H220ZM224 162H223V161ZM4 161V162H3ZM8 161V162H7ZM34 161V162H33ZM178 161H180V162H178ZM181 161H182V163H181ZM47 162H49V163H47ZM120 163H118L117 164V166H118V168L117 169H115L114 170V174H112V177H116V178H112L111 180L114 182V183H116L117 184V187L121 190V191H123V192H129V189H128V187L127 186H125L121 181H123V179H124V176H125V174H127L126 172H125V163H124V160H122V161H119ZM122 162V163H121ZM3 163H5V164H3ZM6 163L7 164H9L8 166L6 165ZM40 163H41V166H40ZM44 163V164H43ZM177 163H180V166H181V164H183V159H178L177 160ZM220 163V164H219ZM221 163H223V165L221 164ZM35 164V165H34ZM43 164V165H42ZM49 164V165H48ZM54 164V165H53ZM99 164V165H100ZM119 164H120V166H119ZM2 165H4V166H2ZM51 165V167L49 168V166ZM52 165L55 167H52ZM122 165V166H121ZM178 165V164H177ZM219 165L220 166H222V167H219ZM239 168H238V170H240L241 171V173L237 170V172L236 173H234L235 175V177L233 176V178H234V181L232 180V184H231V188H233L234 190L235 189H237L239 186V184H240V182L241 181H238V179L240 180V178H238L239 176V173L240 174H242V171H243V169L246 167V162L245 161H241L240 163H239ZM2 166V167H1ZM37 166H40V167H37ZM42 166H44L43 167V170L46 168V166H48L47 168H46V170H45V173H44V171L42 170H40V169H42ZM124 166V167H123ZM179 166V167H180ZM224 166V167H223ZM241 166L243 167V168H241ZM6 168V170H5V168ZM9 167V168H8ZM36 167V171L34 170V168ZM58 167H60V168H58ZM121 169H120V168ZM40 168V169H39ZM49 168V169H48ZM54 168V169H53ZM9 169V170H8ZM11 169V170H10ZM14 169V170H13ZM23 169V170H22ZM25 169V170H24ZM50 169H53V171L54 172H51V173H53V175L52 174H50V171H52V170H50ZM124 169V170H123ZM224 169V170H223ZM30 170H32V171H34V172H32V171H30ZM40 170V171H39ZM56 170H57V172H58V170L60 171L59 173H60V175H58V173L56 172ZM120 170V171H119ZM220 170V171H221ZM15 171H16V173H15ZM20 171H22V172H20ZM47 171V172H46ZM116 171H118V172H116ZM24 172V173H23ZM27 172V173H26ZM32 172V173H31ZM35 172H37V173H35ZM41 172V173H40ZM221 172V173H222ZM8 173V174H7ZM15 173V174H14ZM21 173H22V175H21ZM30 173V174H29ZM34 173V174H33ZM57 173V174H56ZM116 173V174H115ZM122 173V174H121ZM135 175H136V173H134ZM31 175H35L36 177L33 179V176H31ZM56 175H58V176H56ZM64 175V176H63ZM73 175H74V177H73ZM122 177H121V176ZM124 175V176H123ZM191 175H193V174H191ZM6 178H5V177ZM29 176H30V178H29ZM68 176L70 177V178H74V180H73V184H70V183H72L71 182V180H69L70 178H68ZM77 176V177H76ZM21 177H23V178H21ZM45 177V176H44ZM65 177V179L64 180H61V179H63ZM51 178H49V179H51ZM66 178H67V180H69L70 181V183H69V186H72L71 188L68 186H66L67 185V183L69 182V181H67V183H66ZM120 178V179H119ZM122 178V179H121ZM17 179H18V177H17ZM75 179H77V180H79V182H77V180H75ZM237 179V180H236ZM61 180V181H60ZM29 181V182H28ZM49 181V182H48ZM50 181L51 180H47L46 181V184L48 183H50ZM63 181H65V182H63ZM76 181V182H75ZM80 181L82 182V183H80ZM86 181V182H85ZM85 181H84V183H88V180H86L85 179ZM120 181V182H119ZM238 181V182H237ZM36 182V181H35ZM59 183V184H57L56 186H55V184L56 183ZM63 183L65 186L63 187L60 183ZM28 183V184H27ZM51 183V184H52ZM77 183V184H76ZM78 183H79V185L80 184H82V186H79L78 185ZM235 183V184H234ZM76 184V185H75ZM238 184V185H237ZM238 187H237V186ZM75 186V188L76 189H74L73 187ZM232 186H235V188L234 187H232ZM59 187H62L61 189H63L62 191H60L59 189ZM78 187V188H77ZM67 190H66V189ZM70 188V189H69ZM14 189V190H13ZM210 189H211V187H210ZM147 191L148 190H150L149 188H147L146 189ZM17 191V190H16ZM68 191V192H66V193H72L73 191ZM10 193V194H8L7 196H6V201H5V205H3V206H0L1 207V210H0V212L2 211V212H5V213H7L10 217H16V218H21V216H22V213L24 212L25 214H27V213H38L39 212V209L38 208H41V206L40 205H38V204H36L33 200L31 201L30 200V198H25V200H26V202H23L22 200H18L17 199V197H15L14 198V196H16V193L15 194H13V193ZM150 192V194H151V197L154 195L153 194V192L150 190V191H148L147 193H149ZM152 192V193H151ZM105 193V192H104ZM106 194V193H105ZM149 194V195H150ZM200 194H202V195H200L199 197L202 199V196H203V191L202 192H200ZM13 195V196H12ZM109 194H107V196H108ZM159 196L160 195H158L157 194V196H156V194L154 195V200L156 199L155 197H157V199L156 200H160V198H161V196H160V198H159ZM163 196H165V194H163ZM162 196V198H164ZM166 196H167V194H166ZM109 197L111 198L112 197V200L114 201V202H116L117 201V197H115V195L114 196H110L109 195ZM153 198H152V200L150 199V198H147V197H144V198H142V199H140L139 200V202H138V207H140V208H134V207H132V209L134 210H132V209H130V208H126L121 202H119V201H117L116 203H118V204H122L121 206L122 207H124V208H126L130 213H131V215L132 216H134L133 218H134V223H133V225H134V227H135V230L137 231V229H138V232H139V235H140V233H141V235H142V231H143V228H145L147 231L149 230L150 232H147L148 234L149 233H151V232H154L155 234H153L154 236H161V238H163V242L160 240L159 241V239H156V241H155V239H153V241H152V236L150 237V235H147V238L149 237L150 239V241L153 243V246H152V248L151 249H149L146 245L144 246L146 249L144 250V247L143 248H141V250H142V252L144 253V252H146V253H144L145 254V256H147V258H149V260H151L154 264H167V263H169V264H178V263H176V261H177V257H178V252H177V250L176 249H178V250H181V251H183V252H186L187 254H189L190 256H192V257H195V258H197V259H200L201 261H203V262H205V263H207L205 260H203L199 255H198V252H197V250L195 251V249L193 248V247H191V246H189V245H187L186 243H185V245H184V243H182V241H178L179 239L178 238H176V237H173L172 235H169L166 231H165V229H163V227H161L160 225H158L157 223H154V222H149V221H147V220H143L142 218H143V215H145L144 216V218H146L147 216H152V214H155V213H157V211H158V206H157V204L159 203H157V202H154V200H153ZM45 199H46V201H45ZM45 199H43L44 200V203L45 202H48V199H47V197L45 196ZM24 200V201H25ZM22 203H21V202ZM30 201V202H29ZM21 204H20V203ZM33 202V203H32ZM19 203V204H18ZM49 203V202H48ZM48 203H45L44 204V207H46V205H48ZM23 204V205H22ZM27 204V205H26ZM30 204V205H29ZM36 205H38V208H37V206ZM5 206V207H4ZM28 207V208H27ZM36 207V208H35ZM3 208V209H2ZM4 208L6 209V211L4 210ZM19 208H21L20 210H19ZM30 208V209H29ZM32 208V209H31ZM35 208V209H34ZM11 209V210H10ZM17 209H18V211H17ZM27 209H29V210H27ZM25 210V211H24ZM26 210H27V212H26ZM136 210H138V212H139V214H138V212L136 211ZM143 210V211H142ZM8 211H9V213H8ZM10 211H12V212H10ZM20 211H23L22 213H20ZM30 211H32V212H30ZM34 211V212H33ZM141 211V212H140ZM93 212H95V213H93L97 218L99 217V211H93ZM137 212V213H136ZM236 212H238V211H231V213H232V215L234 216H232V218H233V220L235 221V223H236V225H237V227H239V229L241 230L242 229V226H243V231H246V228H248L249 229V222L244 218V216L243 215H241L239 212L237 213V214H239V216L235 213V215H234V213ZM23 213V214H24ZM13 214H15V216H13ZM139 217H141V218H139ZM240 218V219H239ZM147 219V218H146ZM242 219V220H241ZM244 221H245V224H244ZM217 222H218V220H217ZM1 223V222H0ZM113 222H110V223H106V225L105 224H103L102 225V228L100 227L99 228V225L96 227V229H95V231H92V232H94V234H96V235H94L92 232V235L93 236H99L101 239H100V244H98V248H99V246H101L103 249H101V248H99V249H97V252H98V257H99V259L101 260V261H103V260H106V258L107 259H110V258H113L114 257V259H120V260H126L129 256H131L130 255V253L131 252H128V251H130V249L128 248V242H130L131 241V239H130V236L129 235H126V239H124V242L123 241H119V239L117 238V236L115 235V234H117V233H115V230H118V227H116V225H115V223L116 224H118L116 221H114V223L112 224ZM108 224V225H107ZM218 224H220L221 226H222V223L219 221L218 222ZM1 225V224H0ZM245 225H246V227H245ZM104 226V227H103ZM240 226H241V228H240ZM111 227V228H110ZM223 227V226H222ZM115 228V229H114ZM117 228V229H116ZM98 229H100V234H97V232L99 231ZM101 229H102V231L103 232H101ZM42 230H44V228L42 229ZM45 230H47V229H45ZM44 230V231H45ZM98 230V231H97ZM105 230V231H104ZM152 230V231H151ZM0 231H2L1 230V226H0ZM156 231V232H155ZM186 231H188L187 232V234L190 232V234H188L190 237H192V238H194V237H197V235H199V233L198 232H196L195 230H186ZM194 231V232H193ZM96 232V233H95ZM114 234H113V233ZM144 232V235H142V236H144L145 237V231H143ZM158 234V235H157ZM192 234V235H191ZM197 234V235H196ZM140 235V236H141ZM196 235V236H195ZM142 236L140 237V238H142ZM163 236V237H162ZM98 237V238H99ZM129 237V238H128ZM143 237V238H144ZM118 239V240H117ZM165 239V240H164ZM167 240V241H166ZM126 241V242H125ZM159 241V242H158ZM167 243H166V242ZM120 242V243H119ZM154 242H156V243H154ZM169 242V243H168ZM121 243H123V244H121ZM155 244H156V247H157V249H156V247H155ZM161 244V245H160ZM169 244V245H168ZM192 244V243H191ZM122 245V246H121ZM158 245V246H157ZM175 245V246H174ZM172 246V247H171ZM176 247V248H175ZM178 247V248H177ZM11 249V251H10V254H12L11 252L13 251V255L12 256H16V255H19V251L17 250V249H15V248H12V246L10 247ZM125 248H127V250L125 249ZM181 248V249H180ZM14 249V250H13ZM154 249H156V250H154ZM100 250V251H99ZM150 250V251H149ZM151 250H153V251H151ZM14 251H17V253L16 252H14ZM25 252V251H24ZM148 252V253H147ZM154 252V253H153ZM155 252H158V253H155ZM15 253V254H14ZM150 254V255H149ZM152 254V255H151ZM154 254H156V255H154ZM105 255V256H104ZM107 255H108V257H107ZM129 255V256H128ZM154 256V257H153ZM102 257H104V258H102ZM117 257V258H116ZM119 257V258H118ZM162 257V258H161ZM157 260H156V259ZM175 258V259H174ZM153 259V260H152ZM154 259H155V261H154ZM172 259V260H171ZM174 259V260H173ZM36 263H39V260L37 259V258H34L33 259ZM38 261V262H37ZM157 261H159V263H157ZM170 261V262H169ZM172 261V262H171ZM174 261V262H173ZM164 262V263H163Z\"/></svg>",
	"mask_w": 264,
	"mask_h": 264
}]
</instances>
